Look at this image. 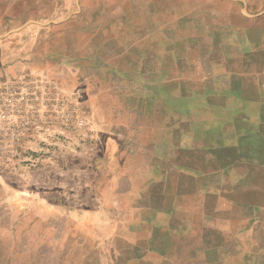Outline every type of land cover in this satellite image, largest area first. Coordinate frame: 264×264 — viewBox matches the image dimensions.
<instances>
[{"label": "crops", "instance_id": "1", "mask_svg": "<svg viewBox=\"0 0 264 264\" xmlns=\"http://www.w3.org/2000/svg\"><path fill=\"white\" fill-rule=\"evenodd\" d=\"M159 62L132 77L159 107L108 113L124 122L107 123L103 155L94 166L84 162L78 176L74 169L63 181L52 165L37 194L51 208H0V245L10 243L0 264H35V251L44 258L39 264H51L60 248L86 260L90 247L99 264H254L253 248L264 246V74L243 81L242 91L235 70L201 66L198 89L227 77L226 93L173 98L162 73L153 74L167 70L166 60ZM176 99L196 100L203 110L172 111ZM85 168L94 176H82ZM7 185L0 184V200L26 199Z\"/></svg>", "mask_w": 264, "mask_h": 264}, {"label": "rangeland", "instance_id": "2", "mask_svg": "<svg viewBox=\"0 0 264 264\" xmlns=\"http://www.w3.org/2000/svg\"><path fill=\"white\" fill-rule=\"evenodd\" d=\"M133 52L138 54L132 58ZM162 59L167 70L153 74L162 73L160 80L172 88L173 98L200 90L226 93L222 80L227 77L198 89L196 70L208 67L210 73L215 64L235 70V85L247 90L243 81L264 74V0H0V90L17 87L28 96L24 151L15 159L23 163L0 166V184H8L16 195L26 192V199L0 200V208H51L37 194L52 165L64 173L63 181L74 169L78 176L84 162L94 166L103 155L107 123L117 127L124 122L123 115L109 119L108 113L159 107L147 97L150 90L134 85L132 77L148 63L158 69ZM190 102L176 99L168 106L172 111L203 110L196 100ZM87 170L82 176L93 177ZM9 246L0 245L3 259ZM59 250L51 264H99L91 247L80 261ZM251 255L254 264H264V246L253 248ZM42 258L36 251L31 257L35 264Z\"/></svg>", "mask_w": 264, "mask_h": 264}, {"label": "built area", "instance_id": "3", "mask_svg": "<svg viewBox=\"0 0 264 264\" xmlns=\"http://www.w3.org/2000/svg\"><path fill=\"white\" fill-rule=\"evenodd\" d=\"M27 102L28 96L17 87L0 90V166L23 163L15 159L24 151L21 138L27 131L24 114Z\"/></svg>", "mask_w": 264, "mask_h": 264}]
</instances>
